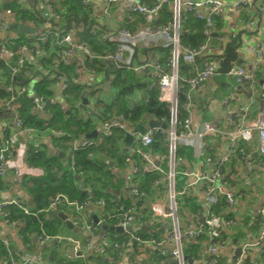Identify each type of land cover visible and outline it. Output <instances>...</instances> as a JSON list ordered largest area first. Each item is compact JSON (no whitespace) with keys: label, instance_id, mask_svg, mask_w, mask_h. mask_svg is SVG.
<instances>
[{"label":"built area","instance_id":"built-area-1","mask_svg":"<svg viewBox=\"0 0 264 264\" xmlns=\"http://www.w3.org/2000/svg\"><path fill=\"white\" fill-rule=\"evenodd\" d=\"M79 1L84 8L91 9L98 26L95 35L102 44L112 49L111 53L95 54L91 46L82 41L81 25L71 24L67 29L62 24L61 14L64 9L59 7L60 0H34V3L28 0H0V61L3 60L10 70V83L2 88L9 94V99L2 102V106L14 108L16 98L27 96L31 101L32 113L42 112L45 106L43 98L37 97L32 89L38 81L43 80L49 81L52 84L51 89L57 92L55 102L60 103V110H65L66 102L74 98L70 94L71 87L81 88L87 96L99 86L110 89L112 77L106 79L104 71L98 72L95 65L93 68L95 61H100L105 68L126 69L141 78L153 80L149 89L154 87L158 91V101L168 106L170 120L166 124L167 129L151 128L143 134H131L133 145L119 151V154L123 158V167L132 177L131 181L145 174L156 173L161 177L153 184L154 187H157L159 182H166V203H163L160 197H155L148 201V206L153 218L168 223L165 232L167 229L171 231L159 242L141 241L135 237L139 216L135 205L127 209L120 206L118 213L100 215L96 224L88 223L83 211L90 207L101 210L104 207L103 201L94 204L88 201L84 205H78L69 202L64 196H58L51 206L55 207L63 202L70 211L73 225L92 233L105 224V217L114 219L117 223L113 226H120L136 243L160 249L163 255L176 264H188L182 247L183 242L205 237V259L202 264H216L220 255L226 253L229 248L226 233H230L237 224V220L227 217L226 210H231L234 198L233 191L223 187V170L236 158L241 171H250L256 167L264 175V0ZM165 6L171 9V23L156 25ZM22 13H37L42 22L36 26L28 19H20ZM183 13L190 14L195 20L203 23L202 34L206 40L196 48L184 47L180 43V19ZM231 17L246 18V21L242 27L236 26L233 29H227L226 24L217 25V22L227 21L232 19ZM138 18H142L144 23L136 25L132 30L125 27V24L133 23ZM111 19L115 20V27H105L106 22ZM21 26L29 27L24 35L18 33ZM213 33L217 34L215 46L211 45ZM253 34L257 35V40H252ZM236 38L241 42L238 55L243 63L233 65L224 74L233 79L232 88L220 101L224 120H203L200 111L204 103L196 101V98L221 74L214 59L220 57L227 44ZM142 50H146L147 54L144 55ZM165 52L168 53L166 62L163 61ZM198 59H202L201 66L197 65ZM180 63L193 68L195 74L190 77L180 76ZM21 76L28 78L27 86L13 83L15 77ZM139 99L141 98L137 96L134 101ZM15 114V127L24 134H33L34 131L22 127L17 119V110ZM81 117L97 121L91 102L86 105ZM159 123L165 124L163 121ZM97 128L100 132L96 137H92L91 133L85 134L72 141L65 152L69 159L70 171L77 180L83 179L85 172L76 168L75 152L96 146L103 139L111 137L115 131L127 134L133 126L119 115L110 121L98 123ZM6 130L7 126L3 125L1 134ZM53 132L54 136H63L61 132ZM157 136H161L167 146L166 156H154L147 151ZM215 137H219L220 141H214L208 146L206 139ZM178 146L192 149L196 159L202 161L190 163L177 158ZM13 152L12 138L5 139L3 136L0 139V179L8 172V162ZM88 157L92 158V154H88ZM134 158H138V162ZM165 163L166 169L162 167ZM177 165L183 166V170H177ZM13 173L19 175V170L14 169ZM177 176L183 181V189L179 193H175ZM253 183L254 179L244 181L246 186ZM83 191L91 199L92 192L87 189ZM130 194L140 201L148 199L147 194L140 192L134 183L131 184ZM179 195H196L194 200L198 206L196 215L193 216L197 221L194 223L187 220L184 228L181 227L178 216ZM220 198L224 199L226 210L217 213L214 207ZM11 206L18 207L25 215L31 213L20 200L0 201V222L17 233L21 225L10 220L5 211ZM254 217L257 226L256 238L241 243L240 254L234 256L230 264H245L247 255L256 250H264V205ZM127 229H130V232H127ZM34 241L38 244L68 246L63 252L66 261L79 259L83 254V244L69 237H49L42 232V235L34 236ZM0 245L6 252V255L0 258L2 264H52L33 254H20L7 236H0ZM92 250L104 257L109 251L118 252L120 247L104 238Z\"/></svg>","mask_w":264,"mask_h":264},{"label":"trees","instance_id":"trees-1","mask_svg":"<svg viewBox=\"0 0 264 264\" xmlns=\"http://www.w3.org/2000/svg\"><path fill=\"white\" fill-rule=\"evenodd\" d=\"M34 0H28V2ZM60 9H64L61 14L62 24L68 29L71 24L81 25L82 28V41L88 43L91 46L92 51L98 55L109 54L112 49L96 37V21L92 14L91 9L84 8L79 0H60ZM58 12V11H57ZM61 13V11L59 10ZM20 19H28L37 26L42 22L37 13L34 15L20 14ZM160 18L157 20L156 25H169L172 20L171 9L169 6H165L160 13ZM181 34L180 43L184 47L196 48L205 42V37L202 34L203 23L195 20L190 14L183 13L181 15ZM141 21V18H139ZM220 26V22H217ZM126 28H131L125 24ZM18 33L24 35L28 32L29 27H19ZM240 40L238 38L230 41L225 47L224 53L220 57H216L214 61L218 64V72L225 74L233 65L242 64V60L238 55V49L240 48ZM166 54V53H165ZM167 55V54H166ZM202 59L197 60V65L201 66ZM96 70H105V78L112 77L111 84V97L109 101H106L101 97L103 93L102 87H97L89 95L92 101L93 111L97 115V121H89L85 119H76L71 114L61 112L58 106H52L50 109L51 119H40L37 115L31 111V101L27 96H21L14 100L17 106V119L20 120L22 127L26 130H32L36 133H41L46 130L58 131L63 133L61 137H55L54 141L57 145H62V152L64 157L60 155L47 157L43 151L35 149L32 145L29 146L28 153L26 155V165L28 167H38L43 171L40 177H28L24 176L21 181V186L27 192L30 199L33 201L31 207H27L31 214L25 215L18 207L11 206L5 209L8 214V218L12 221H17L21 225L17 230V236L24 245L27 253H30V247H34L36 244L34 236L42 235V232L49 237H57L64 234L67 231L65 225L60 222L53 215V208L59 210L61 208H67V206L60 202L55 207L51 206L52 201L58 196H64L69 202H74L78 205H84L88 201L95 203L97 201H103L104 207L101 209V215H108L112 213H118L119 207L124 209L134 206L133 202L128 200H117L115 194L116 180L113 178L110 164H103L98 162L93 156L88 157V154H106L117 156L120 164H123V158L119 156V148L123 139L124 133L121 131L113 132L111 137L103 139L96 146L77 151L74 153L75 165L78 170L84 171L83 185L89 186L92 189V197L81 189L80 185H77L76 177L70 171L69 159L65 156L66 145L70 142L78 139L79 136L88 134L98 127V123L110 121L119 115L127 121L130 126L136 127L138 125L146 123L149 119L156 121H163L165 124L169 123L170 113L168 106L158 101V91L153 87L149 89L152 84L148 79L141 78L129 70H112L111 68H105L100 61L93 63ZM0 72L5 79V84L10 83V70L5 65L3 60L0 61ZM180 76L190 77L195 74L193 68L180 63L179 64ZM13 83H18L27 86L29 80L27 77H15ZM6 85L4 87H6ZM49 81H38L33 86V92L40 98H51L52 93L49 90ZM184 90V88H183ZM181 90V91H183ZM136 93L141 95V99L134 101ZM182 93V92H181ZM71 95L79 97L81 94H85V91L78 87H71ZM182 98V95L180 94ZM9 99V94L3 89H0V101L4 102ZM134 103H133V101ZM5 139H9L8 129L5 131ZM154 156L167 154V147L161 136L154 138V143L151 148L147 150ZM176 157L184 159L186 161L193 160L192 149L178 146L176 147ZM138 162V158H134ZM161 175L156 173L145 174L134 179L132 183L137 184L138 190L142 193H146L148 199L145 201V205L136 207L139 211L137 219L138 228L134 232V236L141 241H162L165 239V226L164 221L155 219L151 216V212L148 206V201L153 200L154 195L159 194L155 192L159 186L153 187V184L159 181ZM3 190V185L0 179V192ZM184 199L185 208H189L191 211L198 209L195 202L192 200ZM27 206V205H26ZM224 199L220 198L214 207L217 213H220L224 208ZM183 208V210L185 209ZM34 214V215H32ZM228 216V215H227ZM117 221L114 219H107L105 217V224L114 225ZM101 229L98 227L95 233H100ZM167 234V233H166ZM107 239L111 242H115L119 245L120 250L118 252H108V258L111 261L117 262L119 257L124 253L128 247L133 249H143L144 245L136 243L130 238L129 234L115 235L114 233H108ZM205 237L198 240H192L183 242L182 247L184 255L196 259L198 257L199 249ZM68 246L61 245L53 247L50 251L53 256L52 264H105L104 257H97L93 254L88 259L81 257L76 260L66 261L62 254ZM62 252V254H61ZM6 252L0 245V258L5 256ZM225 258L221 257L217 259L216 264H226ZM245 264H250L247 259Z\"/></svg>","mask_w":264,"mask_h":264},{"label":"crops","instance_id":"crops-1","mask_svg":"<svg viewBox=\"0 0 264 264\" xmlns=\"http://www.w3.org/2000/svg\"><path fill=\"white\" fill-rule=\"evenodd\" d=\"M232 19H227V21H220V24H226L227 29H233L236 26H243V23L246 21V18H235L231 17ZM241 20V21H239ZM115 20H109L106 22L105 27H115ZM143 20L141 18V21H139V18L136 19L133 23H129L128 25L134 29L136 25L143 24ZM224 26V25H222ZM131 29V28H130ZM252 40L253 38H256L257 40V35L253 34L251 35ZM251 40V41H252ZM250 41V42H251ZM144 55L147 54L146 50L141 51ZM153 52V50L151 51ZM166 56H164L163 61L166 62V59L168 58V53L165 52ZM245 54V52H244ZM101 72H105V70L99 69ZM262 70L264 71V64ZM151 83L153 80L148 79ZM5 79L2 77L1 72H0V89H2L6 84H5ZM7 86V85H6ZM52 84H50L49 90L52 93L51 98H44L45 100L49 101L50 106L48 108V112H40L35 115H37L40 119L48 120L51 119L49 117L50 114V109L52 106H58L60 107V103H56V97H57V92L51 89ZM233 86V79L228 78L224 74H219L218 77L214 78L211 83H209L205 89V91L202 93V95H198L196 98V101L204 103V106L201 108L202 110L200 111V115L203 120L207 121H223L224 120V112L220 107V101L222 97L232 88ZM139 96L141 98V95L139 93H136L135 97ZM101 97L105 99L106 101L110 100L111 97V88L108 89L107 87H103V93L101 94ZM243 97V95H241ZM72 101H67L66 102V108L65 110H61V112L66 113V114H71L72 117L75 116V118L82 119L81 115L86 108V105L89 104V102L92 103L91 99L89 96L85 94L79 95V97L72 98ZM83 100L86 101V103H83ZM133 101V100H132ZM45 105V103H44ZM17 109V106L14 108L8 106V107H3L2 102L0 101V139L4 136L5 134H1V128L3 125L7 126L9 136L13 140V148L14 152L12 154L11 159L8 162V172L7 174L1 179L2 185H3V190L0 192V201L3 200H10V199H17L22 202H24L27 207L28 201L31 200L30 197L28 196L27 192L23 189L21 186V181L24 176L28 177H40L43 174V171L41 168L35 167H28L25 162L26 155L28 153L29 146L32 145L35 149L37 148L40 151H43L46 153L47 157L51 156H56V155H63L62 152V145H57L54 141L55 137L53 135L52 130H46L41 133H36L34 132L33 134H24L20 132L14 125L15 119H16V114L15 110ZM93 131H97L98 133L100 132L99 128H96ZM93 131L89 132L88 134L92 133ZM84 136V135H81ZM79 136V137H81ZM78 137V138H79ZM124 137L121 141L119 151H123L124 148L128 147L124 145ZM71 142L67 144V148L70 146ZM133 145V144H132ZM130 145V146H132ZM166 146V145H165ZM167 147V146H166ZM66 152V151H65ZM119 153V152H118ZM168 153V150H167ZM193 153V151H192ZM162 155H167V154H162ZM95 156L94 158L103 164H110L113 178L116 180V189H115V194L117 196V200H128L130 199V187L132 184V177L129 175V173L126 171V169L123 167V164H120L118 155L117 156H112L110 155H104V154H92V157ZM120 156V155H119ZM202 161V159H200ZM199 160L196 159L193 153V160L189 161L194 162V163H200ZM258 161V159H257ZM166 163L162 165L164 169H166ZM14 169L19 170V175H15L13 173ZM223 173L225 174V178L223 179V187L226 189H231L233 191V198H234V205L231 208V210H226V203L224 208L222 209L221 212L226 210L227 217L230 219H235L237 220V224L234 227L230 233H226L225 238L228 240L229 243V248L227 249L226 253H223L220 255L219 258L223 257L226 260V264H230L231 259L235 255L236 251L239 250V246L241 243L248 242V241H253L256 236H257V226H256V219L254 217V214L256 212H253L250 209V205L257 199V198H264V185L261 184L263 181L261 177L262 173L255 167L251 169L250 171H245L243 169L242 171L240 170V163L239 161L235 158L231 164L226 166V168L223 170ZM252 176L254 178H252ZM245 179L251 180V179H256L254 180V183L252 185H244ZM84 182V178L77 180V185H80L81 183V189H87L89 191H92V189L89 186H85L82 184ZM160 183H163V187H165V191L162 192L161 194L154 195L155 197H160L164 198L166 200V194H167V186L166 182H159L158 186ZM154 187V186H153ZM253 193V195H252ZM163 195V197H162ZM196 195H189V196H184L187 198L186 200H192L195 202L194 197ZM120 198V199H119ZM153 198V199H154ZM142 205L145 201H142ZM196 207L198 208L197 204L195 203ZM186 206L184 205L183 208ZM60 210V209H59ZM198 209L195 211H191L189 208H185L182 213V218L179 219L180 223L182 222L181 227L184 228L186 225L185 222L190 220L191 222H196V218L193 217L196 215ZM58 211L53 208V215L54 213ZM65 212L70 214V211L68 208L64 209ZM102 210H99V208L96 207H90L86 208L83 211V216L85 220L90 223L93 222V216H96L99 218L101 215ZM179 216V214H178ZM108 225V224H105ZM108 226H113V225H108ZM165 226V223H164ZM77 231L74 230H69L64 232L62 237H69L75 240H78L83 244V254L82 257L84 259H88L90 256L93 254L97 255V257H102L96 254L92 248L95 247L96 245H99L101 241L104 238H107V234L110 231H103L101 230L100 233H92L89 230H84L88 231L91 233L93 237H96L97 243L93 246H91V239L90 238H84L81 237L78 234V230H83L80 227H76ZM167 229V228H166ZM170 229L166 230L165 238L168 236ZM112 233V232H110ZM115 234V233H114ZM124 234V233H123ZM118 235V234H115ZM0 236H7L10 238L11 243L13 247L16 249L17 252L20 254L22 253H27L28 251L24 247V245L21 243L19 240V237L17 236V233L15 231H12L9 227L4 226L0 222ZM60 236V237H61ZM36 243V242H35ZM61 246L59 244H54V243H49V244H38L36 243L34 247H30V253H32L35 256H38L44 260H47L50 263H53V256L51 255L50 251L53 247ZM145 248L143 249H133V247H128L124 253L119 257L117 262H112L110 258L107 256H104V263L105 264H173V261H171L167 256L163 255L161 250L152 246H144ZM205 248L206 244L205 241L202 242L201 248L199 249L200 252H198V257L196 259L189 258L192 260V264H202V261L205 259ZM259 252V255L257 252ZM159 252V254H157ZM62 254V252H61ZM240 254V253H239ZM63 256V254H62ZM258 257V259L256 258ZM250 261V264H264V250H256L250 253L249 255L246 256V260ZM2 264V263H0Z\"/></svg>","mask_w":264,"mask_h":264},{"label":"water","instance_id":"water-1","mask_svg":"<svg viewBox=\"0 0 264 264\" xmlns=\"http://www.w3.org/2000/svg\"><path fill=\"white\" fill-rule=\"evenodd\" d=\"M212 37V40H211V45L212 46H215L216 45V37H217V34L216 33H213L211 35ZM44 103H45V106H44V109L43 111L46 112L50 106V103L49 101L43 99ZM83 103L85 104L86 101L83 100ZM151 128H161L162 130H166L167 129V125L166 124H163V123H159L157 121H154V120H149L147 123L143 124V125H139V126H136V127H133L132 130L129 131V133L125 134V137H124V145L125 146H130L133 144V137L131 134H143L146 132V130L148 129H151ZM60 157H63V155L61 154ZM245 171H247L245 169ZM130 200L133 202V204L137 207H140L142 205V202L136 198V197H133L131 194H130ZM28 205L29 207H31L33 205V201L32 200H29L28 201ZM54 217H56L60 222H62L65 227L69 230H74V231H77V228L75 225H73V223L71 222V219H70V214L65 212L64 211V208H61L60 210L56 211L54 213ZM93 222L96 224L98 222V219L96 216H93ZM168 223L165 224V227H168ZM100 229L103 230V231H110L112 233H115V234H118V235H121L124 233L123 229L120 227V226H108V225H101L100 226ZM171 231V229L169 230ZM127 232H130V229H127ZM239 250L236 251L235 255H239ZM157 254H159V252H157ZM185 260L188 264H192V260L191 259H188L187 257H185ZM10 264V263H8ZM173 264H176L175 262H173Z\"/></svg>","mask_w":264,"mask_h":264},{"label":"rangeland","instance_id":"rangeland-1","mask_svg":"<svg viewBox=\"0 0 264 264\" xmlns=\"http://www.w3.org/2000/svg\"><path fill=\"white\" fill-rule=\"evenodd\" d=\"M97 135H98V132H97V131H93V132L91 133V136H92V137H96ZM214 141L219 142V141H220V138H219V137H215V138H207V139H206V144H207L208 146H209V145H212ZM167 154H168V153H167ZM157 164H158V162H157ZM177 170H183V166H181V165H177ZM252 178H254V177L252 176ZM261 178H262V180H263L262 183H264V176L261 177ZM254 180H256V179H254ZM184 184H185V181H184ZM182 189H183V181H181V180H180V177L177 176V177L175 178V193H179V192H181ZM164 191H165V187H163V183H160L158 189L155 190L156 193L159 192L160 194H161L162 192H164ZM162 197H163V195H162ZM161 199H162L163 203H166V201H165L164 198H161ZM184 199H185V197H184V196H181V195H179V197L177 198L179 219L182 218L183 206H184ZM263 205H264V198H262V197H261V198H257V199H256V200L250 205V209H251L253 212H257V211H259V210L262 209ZM180 224H182V222H181ZM78 234H79L81 237H84V238H90V239H91V246H93V245H95V244L97 243V239H96V237H93V236L91 235V233L88 232V231L78 230ZM259 252H260V251L257 252L258 256H260V255H259ZM256 258L258 259V257H256Z\"/></svg>","mask_w":264,"mask_h":264}]
</instances>
